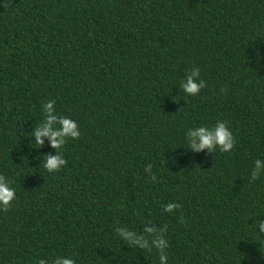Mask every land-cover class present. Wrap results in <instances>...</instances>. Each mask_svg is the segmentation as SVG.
Listing matches in <instances>:
<instances>
[{
  "label": "trees",
  "instance_id": "1",
  "mask_svg": "<svg viewBox=\"0 0 264 264\" xmlns=\"http://www.w3.org/2000/svg\"><path fill=\"white\" fill-rule=\"evenodd\" d=\"M52 100L81 133L56 173L42 165L57 150L31 136ZM218 122L234 149L192 151L188 130ZM257 159L264 0H0V175L16 192L0 264H161L116 231L146 226L166 227L167 264H264Z\"/></svg>",
  "mask_w": 264,
  "mask_h": 264
},
{
  "label": "clouds",
  "instance_id": "2",
  "mask_svg": "<svg viewBox=\"0 0 264 264\" xmlns=\"http://www.w3.org/2000/svg\"><path fill=\"white\" fill-rule=\"evenodd\" d=\"M206 87L204 80L200 79V69L194 68L190 71L185 81L181 84V89L186 94L195 96ZM43 111L45 113L44 120L37 126L31 136L35 137V144L42 148L45 139L51 142V147L56 149L58 154L53 156L51 154L45 155V163L42 165L48 173L59 172L63 167L67 166L66 160L63 158L61 149L65 146L68 139L78 140L81 136L78 124L72 119L65 116H58L55 113V101H48L43 104ZM187 140L192 151L202 152L207 150L209 153H214L217 148L223 153L231 152L235 147V137L229 130L226 122H218L215 127L209 129L208 127L201 126L195 130L189 129ZM152 165H147L145 171L149 173L153 181L156 176L152 174ZM264 172V164L261 160L255 161V168L251 173L250 182L257 180L261 173ZM16 199V192L10 186V182L5 176L0 175V211H10ZM179 205L175 203L165 206V211L172 212L178 208ZM119 236L124 239L130 246H138L141 249L151 250L155 247L160 254L161 264H167L166 249L168 244L164 239L165 228H157L155 226L145 227L147 236L137 234L134 231L126 228L116 229ZM259 231L264 233V221L259 222ZM151 237V242L149 241ZM39 264H46L45 261H40ZM53 264H75L71 258L58 257L53 261Z\"/></svg>",
  "mask_w": 264,
  "mask_h": 264
}]
</instances>
